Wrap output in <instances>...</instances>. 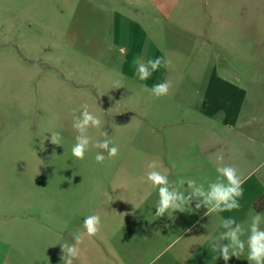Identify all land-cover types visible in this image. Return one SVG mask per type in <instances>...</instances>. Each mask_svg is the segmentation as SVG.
<instances>
[{"label": "rangeland", "instance_id": "1", "mask_svg": "<svg viewBox=\"0 0 264 264\" xmlns=\"http://www.w3.org/2000/svg\"><path fill=\"white\" fill-rule=\"evenodd\" d=\"M89 1L99 7V0ZM114 3L130 14L121 0ZM88 4L0 0V248L21 247L47 259L56 244H72L82 234L79 256L93 243L96 264H249L256 214L264 230V211L255 207L264 196V0H182V27L168 29L165 41L159 28L144 25L171 61L165 101L129 78V50L121 45L122 54L114 45V14ZM82 104L101 126L89 128L91 143L79 160L71 151L72 123ZM55 133L59 145L51 143ZM104 139L118 148L116 157L94 147ZM98 152L106 157L102 164ZM152 162L185 196L187 180L207 191L218 166L236 167L244 181L240 207L206 215L193 197L183 212L156 216L158 187L146 179ZM96 187L99 201L92 198ZM98 205L100 230L89 237L82 218L90 210L96 215ZM230 218L242 227L245 249L225 262L209 241ZM0 264H8L3 255Z\"/></svg>", "mask_w": 264, "mask_h": 264}, {"label": "clouds", "instance_id": "2", "mask_svg": "<svg viewBox=\"0 0 264 264\" xmlns=\"http://www.w3.org/2000/svg\"><path fill=\"white\" fill-rule=\"evenodd\" d=\"M121 53L124 54L125 50L122 48ZM171 61L157 57L155 59H149L146 62L138 63L136 69V75L141 81L147 80L151 77L152 73L157 71L161 66L168 67ZM118 87H122L118 85ZM171 84L167 81L153 85L150 89L145 86V90L149 91L151 95L156 98H160L168 95ZM82 111L79 116L73 118L72 128L77 132L75 137V144L72 147V155L83 160L85 153L88 150L91 137L88 135L89 128H99L101 126V119L94 115L87 104L81 105ZM247 123H251L248 121ZM104 137H108L107 132L103 133ZM51 143L59 145L60 136L58 133L51 134ZM111 140L104 139L94 144V147L102 149L107 152L108 158H114L118 154V148L111 146ZM106 159L102 153H97L95 160L97 163H103ZM223 157H218V163H221ZM150 169L146 174L147 182H150L153 187H158L159 201L156 206L155 215L162 217L166 212L185 210V205L192 201L193 197L197 198L195 205L196 209L201 206L208 208V215L211 212H223L238 209L240 207L238 198L243 195L242 184L244 181L238 174V169L234 166H218L216 171L218 177L216 182L208 185V190L202 184L197 185L193 180H187L188 195L185 196L183 192L172 187V183L166 175L156 170L157 165L155 162L149 163ZM141 182L144 178L141 177ZM226 181V182H225ZM182 183H184L182 181ZM261 214H256L250 225V235L247 239L248 256L247 261L249 264H264V230L259 225L261 223ZM101 225V218L99 215H90L85 217L83 227L87 236H95ZM235 225V227H233ZM222 227L225 229L218 237L210 239V247L217 254L216 259H222L228 262L232 257L239 259L240 255L245 249V241L241 239L243 230L240 224H237L235 219H225L222 223ZM74 243L61 244V260L63 264H73V260L79 259L78 246L82 243V234H76L74 236ZM227 241V243L221 245L219 241Z\"/></svg>", "mask_w": 264, "mask_h": 264}, {"label": "crops", "instance_id": "3", "mask_svg": "<svg viewBox=\"0 0 264 264\" xmlns=\"http://www.w3.org/2000/svg\"><path fill=\"white\" fill-rule=\"evenodd\" d=\"M86 1L89 3L88 5L93 6L96 11H103L104 13L109 11L112 13V15L114 14V17L117 19L115 31H113V38L116 39L114 41V45H126L129 50L131 62L129 66L131 68V74L129 75V78L132 81L139 82L144 88L146 86L150 89L155 84L149 79L144 80L143 83L136 75L138 63H141V61L146 62L149 59H155L157 57L164 59L167 58L162 53L161 49L154 45L153 37L144 29V25H147L148 27L159 28V32L157 33L161 36L163 34L162 39L165 41L166 32L168 29L174 31L182 27L183 20L179 19V12L177 11L178 5L182 0H121V2L126 5V8L129 9L130 14H124L120 11L119 7H117L114 3L117 0H108L109 2L111 1V7H107L109 6L106 4L108 1L99 0V7H95V5H93L89 0ZM175 11H177L176 14L178 18L174 17L173 15ZM152 12L155 15L154 18L151 16ZM192 26L195 27L194 23H192ZM187 34L189 38H196V36L191 31L187 32ZM122 48L123 47L121 46L120 49ZM173 72H175V69ZM168 73L169 67L161 66L157 71L152 73L150 79H153L155 83H161L167 78ZM176 74H178L177 70ZM176 88L179 89L180 87L177 86ZM212 90H214V88H212ZM195 92L198 94L199 90H196ZM189 97H191L194 102L197 101L195 94L191 93ZM161 100L165 101V96L161 97ZM204 103L209 105V102L206 100V98L204 99ZM220 108L221 107H218V109ZM215 111L216 108H213V112ZM213 114H207V117H211ZM125 182L126 184L128 183V181ZM128 185L129 183L127 186ZM123 188H125V186H123ZM117 190L119 191V187H117ZM128 195L129 192L127 193V196ZM92 198H95L99 201V187L95 188V195L92 196ZM92 211L93 210H90L91 213L89 212V214H86L85 217L94 215ZM96 211V215H99V205ZM85 217L82 218V223L84 222ZM60 245L61 244H56L55 247L51 248L49 257L45 259V257L32 253L30 250H26L21 247H12L8 249L9 245L3 244V247L0 248V257L3 255V261L7 262L8 264H40V262H48V264H63L61 260L62 252ZM79 259L82 260L83 264L98 263L99 246L97 247L93 243L86 244L80 251ZM73 262V264H77V260H73Z\"/></svg>", "mask_w": 264, "mask_h": 264}, {"label": "trees", "instance_id": "4", "mask_svg": "<svg viewBox=\"0 0 264 264\" xmlns=\"http://www.w3.org/2000/svg\"><path fill=\"white\" fill-rule=\"evenodd\" d=\"M255 207L257 211L261 212L264 210V196H262L256 203Z\"/></svg>", "mask_w": 264, "mask_h": 264}]
</instances>
